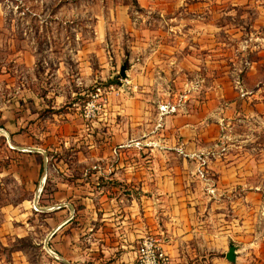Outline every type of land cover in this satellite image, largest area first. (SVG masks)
Instances as JSON below:
<instances>
[{
  "label": "crops",
  "instance_id": "obj_1",
  "mask_svg": "<svg viewBox=\"0 0 264 264\" xmlns=\"http://www.w3.org/2000/svg\"><path fill=\"white\" fill-rule=\"evenodd\" d=\"M193 31L136 38L127 54L112 42L108 55L98 35L95 53L34 48L17 53V73L0 70V238L24 246L11 251L32 248L39 264H137L140 237L154 233L170 264H264V163L252 158L264 152L245 147L248 131L230 133L264 127V84L224 104L178 99L169 78L201 74ZM126 60L129 85L87 126L89 87L113 81ZM239 106L251 109L239 118ZM21 258L13 264H31Z\"/></svg>",
  "mask_w": 264,
  "mask_h": 264
},
{
  "label": "rangeland",
  "instance_id": "obj_2",
  "mask_svg": "<svg viewBox=\"0 0 264 264\" xmlns=\"http://www.w3.org/2000/svg\"><path fill=\"white\" fill-rule=\"evenodd\" d=\"M194 26L196 34L200 31L202 37L201 74L193 75V71L186 70L185 75L177 79L169 78L171 85L181 84L174 86L180 89L178 99L191 101V104L202 100H210L211 105L224 104L236 96L240 101L241 89L245 86L264 84V0H0V70L11 69L17 73L15 59L19 51L26 50L30 54L35 48L40 54L49 51L64 54L89 49L92 54L95 47L91 40L99 35L107 44L105 54L112 53L109 47L112 42L118 45L122 42L127 54L128 46L136 38L194 35ZM7 38L10 39L8 47ZM9 55L11 58L5 61ZM248 61L255 62L253 68ZM126 64L127 60L125 67ZM129 79L125 74L124 77L118 75L114 82L95 81L89 90L100 82L113 85L114 89L109 90L113 93L129 85ZM188 86L191 87L188 89ZM176 90L170 92L171 97L177 94ZM259 94L264 95V91ZM239 109V118H242L241 114L251 108L239 106ZM258 110L264 109H255ZM231 129L230 133L239 135L248 131L250 141L245 147L264 152L263 126L248 128L246 124L237 123ZM252 158L264 163V155ZM1 163L0 160V166ZM202 174L201 178L207 180L206 173ZM255 180L256 175L251 174V184ZM22 243L13 235L3 241L0 238V264H13L22 260L21 257L31 264H39V252L32 248L27 252L11 251L17 247L22 250ZM259 257L264 259V246Z\"/></svg>",
  "mask_w": 264,
  "mask_h": 264
},
{
  "label": "built area",
  "instance_id": "obj_3",
  "mask_svg": "<svg viewBox=\"0 0 264 264\" xmlns=\"http://www.w3.org/2000/svg\"><path fill=\"white\" fill-rule=\"evenodd\" d=\"M113 89V85H103L97 82L87 92V98L80 109L81 117L87 126L91 125L104 111L109 90ZM166 108L167 106H162L161 110ZM136 258L137 264H170L161 247V238L154 233H146L140 237L136 247Z\"/></svg>",
  "mask_w": 264,
  "mask_h": 264
},
{
  "label": "water",
  "instance_id": "obj_4",
  "mask_svg": "<svg viewBox=\"0 0 264 264\" xmlns=\"http://www.w3.org/2000/svg\"><path fill=\"white\" fill-rule=\"evenodd\" d=\"M125 65H121L120 69H119V75L121 77H124L125 76ZM235 246L233 244H230L228 246V250L225 254V257L226 259L229 261V262H233L235 260Z\"/></svg>",
  "mask_w": 264,
  "mask_h": 264
},
{
  "label": "trees",
  "instance_id": "obj_5",
  "mask_svg": "<svg viewBox=\"0 0 264 264\" xmlns=\"http://www.w3.org/2000/svg\"><path fill=\"white\" fill-rule=\"evenodd\" d=\"M117 77H118V75H117L116 78L113 80V82L116 81ZM85 100H86V99H85Z\"/></svg>",
  "mask_w": 264,
  "mask_h": 264
}]
</instances>
